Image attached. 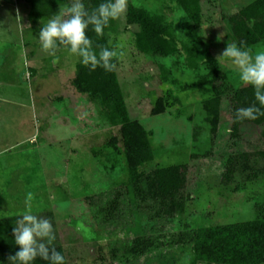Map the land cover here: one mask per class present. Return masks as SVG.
<instances>
[{
  "label": "rangeland",
  "instance_id": "obj_1",
  "mask_svg": "<svg viewBox=\"0 0 264 264\" xmlns=\"http://www.w3.org/2000/svg\"><path fill=\"white\" fill-rule=\"evenodd\" d=\"M252 1L199 0L195 24L176 0H128L125 16L106 31L108 47L117 53L113 59L127 114L146 131L154 155L139 168L140 188L145 190L157 166H188L183 216L160 229L156 224L150 235L158 244L132 255L111 253L115 245L145 234L148 209L141 204L132 212L129 199L154 201L125 185L120 128L108 123L98 102L72 86L75 57L61 47L54 54L41 48L36 37L48 19L24 21L22 0H0V219L21 215L27 200L35 214L52 212L68 264H189V247L171 245L172 233L257 218L264 211V179L245 183L236 172L225 182L223 173L231 155L264 150V124L231 136L230 98L242 82L230 61L217 58L228 44L224 17ZM130 6L161 15L180 52L163 59L138 51V27L126 19ZM184 45L208 49L226 77L214 133L202 106L212 87L200 83L211 69L203 63L199 70L187 67ZM251 50H264V44ZM31 135L35 140L29 143ZM107 207L114 209L112 219L100 224L94 216Z\"/></svg>",
  "mask_w": 264,
  "mask_h": 264
},
{
  "label": "trees",
  "instance_id": "obj_2",
  "mask_svg": "<svg viewBox=\"0 0 264 264\" xmlns=\"http://www.w3.org/2000/svg\"><path fill=\"white\" fill-rule=\"evenodd\" d=\"M176 1L185 9L192 22L197 24L200 19L199 0ZM85 2L86 7L92 9L98 6L101 0H85ZM68 3L69 0H22L19 11L24 21L37 24L40 20L51 18ZM126 19L128 24L138 27L135 34V46L141 53L166 59L180 52L178 40L172 32L171 26L164 22L161 15H151L142 7L130 6ZM224 19L227 30L226 43H236L249 49L264 44V0H253L237 13L226 16ZM112 22L104 29L102 36H97L89 26L87 35L93 41V47L97 52L102 47L109 48L106 31ZM184 50L186 66L191 70H199L200 63L211 69L200 78V83L207 82L212 87V97L205 100L202 106L206 113L205 121L210 125L211 132L214 133L219 117L221 97L226 92L224 84L226 77L220 73L216 59L209 53L208 49L194 50L186 48L184 45ZM113 63L115 64L114 59ZM31 72L34 74L35 70ZM71 84L77 92L86 94L89 99L98 102L101 113L105 115L108 123L120 128L127 164L126 171L129 176L125 185L136 187L138 191L140 190L141 197L144 196L146 200L154 201V205H150L136 201L132 203L133 199H129L132 212L136 211L138 207L141 209L140 205L145 204L144 206L148 209L145 217H148L149 222L148 224L143 222V227L146 230L144 235L136 236L118 246L115 245L111 253L117 254L119 251H123V253L134 255L148 252L158 244L157 237L150 235V229L154 230L156 224L159 225L158 229H160L163 227L162 224L167 225L168 221L172 222L175 216L181 217L184 214L186 198L182 192L187 181L188 166L185 163L157 166L147 176L146 188L142 190L139 184L144 174L140 172L139 168L151 161L154 155L146 131L138 121L130 119L127 114L116 69L114 68L110 72H106L101 67L90 70L77 62L76 75L71 80ZM158 103H161V100H158ZM253 103L256 101L251 85L241 83L233 88V94L230 98V129L233 138L239 137L243 133V128L264 124V116H260L256 120L245 119L240 121L235 119L236 109L248 107ZM158 109V111H162L163 108L159 107ZM236 172L243 175L245 183L251 180L264 179V150L231 155L223 173L224 181L232 180ZM113 211L114 209L110 207L103 208L94 217L98 219V222L100 221V224L107 223L111 221ZM143 211L146 210L143 208ZM37 215L50 219L56 237L53 213L46 211L37 213ZM19 216L0 219V261L4 264H7L8 256L14 254L18 249L14 242L12 228ZM170 243L175 246L189 247V264H264V211L257 218L249 221L172 233ZM51 246L64 255L62 246L58 244L56 238ZM65 262L68 264L66 258ZM34 264H49V262L37 258Z\"/></svg>",
  "mask_w": 264,
  "mask_h": 264
},
{
  "label": "clouds",
  "instance_id": "obj_3",
  "mask_svg": "<svg viewBox=\"0 0 264 264\" xmlns=\"http://www.w3.org/2000/svg\"><path fill=\"white\" fill-rule=\"evenodd\" d=\"M127 6L128 0H101L98 6L88 9L85 0H69L41 25L36 38L46 52L54 54L63 47L90 70L101 67L110 72L115 68L113 57L117 56L116 51L102 47L97 52L87 30L91 26L97 36H102L111 21L125 16ZM217 58L230 61L238 72L239 80L254 89L256 103L236 109L235 119L256 120L264 116V50L253 53L243 45L232 43L227 44ZM12 233L18 249L8 256L7 264H34L37 258L49 264H66L65 256L51 246L56 238L52 222L34 213L31 200L25 202ZM0 264L4 262L0 261Z\"/></svg>",
  "mask_w": 264,
  "mask_h": 264
},
{
  "label": "crops",
  "instance_id": "obj_4",
  "mask_svg": "<svg viewBox=\"0 0 264 264\" xmlns=\"http://www.w3.org/2000/svg\"><path fill=\"white\" fill-rule=\"evenodd\" d=\"M30 55L31 56H33V52L32 51H30ZM31 70H35V73H36V71H37V69L35 68V67H33ZM32 73V72H31ZM33 75V74H32ZM2 83V80H0V84ZM33 140H35V138H34V135H31V138H30V142L29 143H31Z\"/></svg>",
  "mask_w": 264,
  "mask_h": 264
}]
</instances>
